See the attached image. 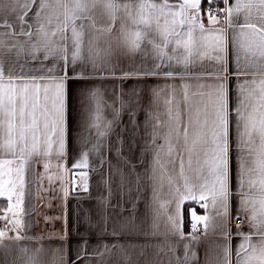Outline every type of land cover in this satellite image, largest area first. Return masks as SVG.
I'll return each mask as SVG.
<instances>
[{"label":"snow or ice","instance_id":"1","mask_svg":"<svg viewBox=\"0 0 264 264\" xmlns=\"http://www.w3.org/2000/svg\"><path fill=\"white\" fill-rule=\"evenodd\" d=\"M203 2L0 0V198L7 201L0 209L5 225L0 247H6L5 238L31 239L26 231L21 235L26 229L21 218L26 176L41 161L48 174L52 159L65 156L68 81L164 77L175 83L153 89L146 110L154 155L146 175L152 188L151 232L145 234L165 237L163 245H153L157 257L165 249L174 251L167 244L169 235L184 237L182 205L191 200L209 210L204 216L191 210L192 239L201 222L206 232L219 230L224 237L215 264H264V0H207L202 12ZM221 23L224 27L218 26ZM116 50L129 57V67L114 59ZM229 75L237 81L231 101ZM81 103L87 105L86 117L74 167H87L89 153L103 163L105 150L113 147L111 138L121 142V112H128L131 123L140 100L135 90L105 98L101 88L91 87ZM48 179L51 182L50 174ZM136 179L139 183L140 177ZM128 191L131 194L130 186ZM233 204L231 219L242 218L249 228H235L234 234L241 237L235 247L228 228ZM99 226L113 237L143 231L131 214L111 224L101 215ZM13 230L16 235L8 236ZM17 247L27 257L25 264H47L42 247ZM132 247L99 244L92 255L98 257L95 264H113L117 249L123 264H140L129 255ZM139 247L142 256L145 246ZM86 248L85 240L69 261L61 247L56 250L58 261L54 258L51 264H83ZM188 260L185 245L184 259L177 257L176 264ZM148 264L164 262L157 258Z\"/></svg>","mask_w":264,"mask_h":264},{"label":"crops","instance_id":"2","mask_svg":"<svg viewBox=\"0 0 264 264\" xmlns=\"http://www.w3.org/2000/svg\"><path fill=\"white\" fill-rule=\"evenodd\" d=\"M223 6L222 3L219 4ZM207 1L204 0L201 11L207 8ZM205 26H208V17H203ZM224 27L223 23L218 25ZM114 59L119 58L123 67L130 66V59L127 56L119 55V50ZM140 54L135 55L138 62ZM229 52V61H231ZM229 72L233 65L229 63ZM80 69L77 68V72ZM71 74V69H69ZM243 79V77L241 78ZM175 83L166 80L164 77H130V78H84L68 81V97L66 106V147L65 156L57 161L53 158L49 173L52 176L49 182L48 174H45L43 161L36 164L34 171L26 176V195L24 200L25 213L22 220L26 229L21 230V235L27 233L31 239L21 241L4 239L6 247H0V264H25L27 257H23L19 246H27L30 249L42 247L44 252L42 259L51 264L55 258L59 259L60 253L56 250L64 248L65 259H71L77 247L85 240L87 241L86 260L83 264H95L98 257L92 255L93 250L99 244H120L131 245L129 255L133 260H139L140 264L154 262L157 258L168 264L169 258L172 264H176V258L184 259L185 245L189 252L188 264H215L218 255L221 254L219 245L224 237L219 230L205 231L202 234L195 233L196 239H192L193 230L188 226V220L192 219L191 210L195 209L198 216L208 214V209L202 208L200 204L187 200L182 205V230L184 237L169 235L167 244L174 246V251L160 252L153 245H163V235L152 236L145 233L151 232V205L152 188L146 175L150 173L153 162V151L148 133L151 131L150 123H147L146 110L152 97L153 89H164L166 85ZM91 87L101 88L105 98L111 97L113 92L117 94L132 93L135 90L139 95L140 104L135 109V117L129 122L127 111L121 112L120 126L117 129L121 134V142L117 143L112 137L113 147L110 151L105 150L104 161L100 162L98 156L89 153L87 167H74L80 159L81 142L79 140L82 131V124L86 117V104H82V96L86 89ZM230 101L235 97L237 90L236 77L229 75L228 84ZM127 99V96L124 97ZM119 106V105H117ZM135 127V130H134ZM147 129V131H145ZM162 143V141H160ZM61 167L57 168V164ZM119 169V172L117 171ZM81 173H87L82 176ZM41 176L43 178L41 179ZM78 176V177H77ZM137 176L140 177L139 183ZM78 178L82 184V191L74 190L72 180ZM124 180V187H121V180ZM84 185L87 191H84ZM131 187L129 194L128 187ZM139 186V192H136ZM5 198H0V209L6 207ZM174 211V205L170 206ZM236 207H230V218L228 228L232 230L229 236L233 247L237 245L241 237L234 234L237 226L245 232L249 230L247 222L243 219L241 224H233L231 216L235 214ZM134 216V222L143 231H137L133 235H120L113 237L100 230L99 222L101 215L109 218V224L113 220L124 221L129 215ZM214 214V210H213ZM11 216V213H8ZM2 230H5L2 221ZM203 223V222H202ZM11 228L9 224L7 226ZM161 232L164 226H160ZM111 228L109 227V233ZM16 232L9 231L8 236L14 237ZM144 247V254L140 255V247ZM195 254L194 257L192 254ZM105 259H108L106 256ZM113 264H123V257L119 250H113Z\"/></svg>","mask_w":264,"mask_h":264},{"label":"built area","instance_id":"3","mask_svg":"<svg viewBox=\"0 0 264 264\" xmlns=\"http://www.w3.org/2000/svg\"><path fill=\"white\" fill-rule=\"evenodd\" d=\"M218 6L219 7H222L220 5H218ZM213 7H217V5H213ZM77 177L72 180L73 187H74V190L75 191L81 192L83 190L82 189V184H81L80 180ZM192 223H193V220L192 219H189L188 220V226L191 229H192ZM241 223H243V219L242 218L241 219H235V220H233V224H241ZM2 226H3V223H2V220H0V230H2ZM203 232H204V226H203V223L201 222L200 224L197 225V231L195 233L202 234Z\"/></svg>","mask_w":264,"mask_h":264},{"label":"trees","instance_id":"4","mask_svg":"<svg viewBox=\"0 0 264 264\" xmlns=\"http://www.w3.org/2000/svg\"><path fill=\"white\" fill-rule=\"evenodd\" d=\"M207 1V0H206ZM206 8H208V4H207V7Z\"/></svg>","mask_w":264,"mask_h":264}]
</instances>
